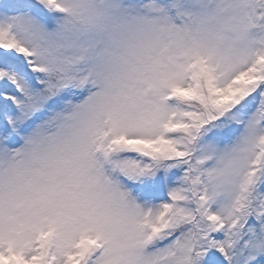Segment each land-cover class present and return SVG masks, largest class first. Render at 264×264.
Instances as JSON below:
<instances>
[{
    "label": "snow or ice",
    "instance_id": "snow-or-ice-1",
    "mask_svg": "<svg viewBox=\"0 0 264 264\" xmlns=\"http://www.w3.org/2000/svg\"><path fill=\"white\" fill-rule=\"evenodd\" d=\"M0 264H264V0H0Z\"/></svg>",
    "mask_w": 264,
    "mask_h": 264
}]
</instances>
